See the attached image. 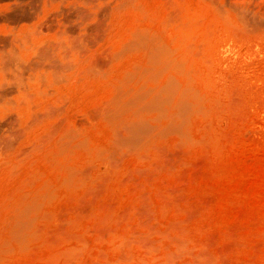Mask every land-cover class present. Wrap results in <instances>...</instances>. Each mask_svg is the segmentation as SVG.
Instances as JSON below:
<instances>
[{"label": "rangeland", "instance_id": "1", "mask_svg": "<svg viewBox=\"0 0 264 264\" xmlns=\"http://www.w3.org/2000/svg\"><path fill=\"white\" fill-rule=\"evenodd\" d=\"M0 264H264V0H0Z\"/></svg>", "mask_w": 264, "mask_h": 264}]
</instances>
